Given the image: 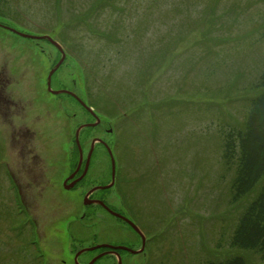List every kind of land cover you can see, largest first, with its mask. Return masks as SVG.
Here are the masks:
<instances>
[{
	"label": "rangeland",
	"instance_id": "1",
	"mask_svg": "<svg viewBox=\"0 0 264 264\" xmlns=\"http://www.w3.org/2000/svg\"><path fill=\"white\" fill-rule=\"evenodd\" d=\"M109 4L101 10L98 0H0L2 26L62 46L66 60L52 74L51 89L74 95L47 90V76L62 58L51 41L0 27V97L16 94L29 116H50L44 121L50 136L57 138L61 127L64 133L44 162L36 142L41 135H34L40 126L29 129L28 144L37 151L29 155L15 139L28 130L4 131L0 117V264H119V257L121 264H202L228 250L239 212L230 207L233 172L222 159L223 138L247 110L238 96L264 71V0ZM73 61L87 76L88 95ZM110 128L123 206L112 190L100 194L148 238L146 252L97 258L85 251L75 261L81 249L109 244L135 250L142 244L115 213L91 211L82 220V189L58 190L91 140L110 142ZM96 146L83 187L109 180L106 150ZM44 170L56 172L41 189L49 184ZM23 172L40 175L25 189L34 202L28 212L19 211L11 189L13 176L22 182Z\"/></svg>",
	"mask_w": 264,
	"mask_h": 264
},
{
	"label": "trees",
	"instance_id": "2",
	"mask_svg": "<svg viewBox=\"0 0 264 264\" xmlns=\"http://www.w3.org/2000/svg\"><path fill=\"white\" fill-rule=\"evenodd\" d=\"M98 1L101 10L111 2ZM56 19L57 25L63 27L59 14ZM70 66L81 76L78 62L73 61ZM242 96L247 107L244 118L227 128L222 145L225 168L233 172L230 207L238 210L239 215L228 250L217 253V245L213 248L217 255L202 260V264H264V71L238 97ZM19 211H23L21 205ZM86 214L84 219L91 215ZM251 254L257 259L249 257Z\"/></svg>",
	"mask_w": 264,
	"mask_h": 264
},
{
	"label": "flooded vegetation",
	"instance_id": "3",
	"mask_svg": "<svg viewBox=\"0 0 264 264\" xmlns=\"http://www.w3.org/2000/svg\"><path fill=\"white\" fill-rule=\"evenodd\" d=\"M10 76H15V75L10 74ZM7 81H9V80L7 79ZM7 94L8 93H5L2 98L0 97V100H2L1 101L2 105H1V109H0V117H1L2 127L5 128L4 131H8L9 127L13 131H18L20 129L21 130H28L27 132H24V133H21V134H15V137H16L15 139L17 141H23L24 142L23 151L25 150V152H24L25 154L32 155L31 154L32 152H37V151L30 149V145L28 144L29 140H27V139H29L28 138L29 129L32 126H34L35 123H37L40 126V128H39V130H36L34 135H37V133L39 131V134L41 135L40 136L41 140H38L36 142H39L43 146V148L41 147V149L38 150V154L40 153L41 155H43L42 156V161L47 162V160H48L47 157L49 156V149L51 147V144L53 145V143H55L58 139H60V137H62L64 135L62 127H61V130L59 131V134H58L57 138L55 136H50L48 134L47 129H45L46 127H45V123H44L45 120H47V121L50 120V116L47 113H44L42 115L41 114H35L33 116H29V114L25 111L26 107L24 106V101L20 97H18L16 94H15V96L13 94L7 96ZM66 95H69V94H66ZM69 96H71V95H69ZM71 97H73V96H71ZM83 101L85 103H87L86 100H83ZM94 112L96 114V109L95 108H94ZM88 114H90L96 120V118L90 112ZM35 126H36V124H35ZM44 129H45V131H44ZM110 130H112V129L110 128ZM80 131H79V134H80ZM109 133H112V131H109ZM31 140L33 142H35L33 137H32ZM92 142H94L93 143V150H92V153H91V156H90V159H89L88 169L85 171L86 159H87V156H88V153H89V150H90V147H91L90 145H91ZM74 143H75V148L77 149V154H78L79 150H78V146H77V144L75 142V139H74ZM96 144L102 145L105 148V150H106V154H107V157L109 159V164H110L109 180H108V182L107 181L89 182V184L86 187H83V185L85 184L86 178H87V176L89 174V169H90V166L92 164L94 151H95V148L97 147ZM79 145L81 146L80 143H79ZM113 145H114V142L112 141V139H110V142H108L105 139L99 140V141L98 140H91V142L89 143V146H88V150H85V151L81 150L82 151L81 162H80V156L77 155L78 159H77V164H76L75 169L73 171H71L69 174H67L64 177V180L60 184H58V190L62 189L64 191H77V190L82 189L80 191H77V192H79L82 195L81 196V201H80V208H81L82 211H84V213L81 215V219L82 220H84L83 217L85 216V214L87 212L90 213L91 211L94 212L96 210H103V211L107 212L108 214H110L113 217L115 216V215H113L114 213L118 214L117 212H115L108 205V203L106 201V200H108V198L105 197V193H104V195L100 194L102 191L103 192L104 191L108 192V191L112 190V192H114L115 196L118 198L119 207L123 206V200L121 199V196H120V193L121 194L123 193L122 192V186L120 185L119 182H117L116 178H114V181L112 183L111 162H110V157H109V154H108V151H107V148H106V147H109V148L111 147L112 148ZM38 154H37V157H39ZM59 154H60V152H59ZM48 172L52 173V174L47 179ZM55 172H56V170H52V171L44 170V176L46 175V180L49 181V184H46L44 182V184H45L44 185L43 183H41L40 184V188L41 189H43L44 187H48L50 185L51 177L55 174ZM27 174H29V172H23L21 174V176L19 177L22 182L26 181V185L23 184L22 182H20L19 180H17V177L13 176V185L11 187V189L13 190V192L15 193V195L18 198L19 204L21 205L22 209L25 212H28L29 210H32L34 208V202L32 201L30 195H28L25 192V189H31L33 187L32 181H31L32 177H34L33 178V183H35L36 181L39 182V180H40V175L39 174H36V173L33 174V175H27ZM46 185H48V186H46ZM107 185H110V186H108L106 188H102V187H105ZM112 192H109L108 194H111ZM41 199H43L42 196H41ZM124 199H126V198H124ZM120 215L123 216L124 214L120 213ZM125 216L127 218H129L127 215H125ZM119 219L122 220L121 218H119ZM135 233L137 234V232H135ZM137 235H139V234H137ZM139 237H140V235H139ZM147 243H148V240H147V238L145 236L144 249H143V251H140L138 253H143L144 250H146ZM106 245H109V244H106ZM110 246H115V245H110ZM140 248L139 249H135L133 251H138V250H140ZM81 250H83V249H81ZM86 251H89V250H86ZM123 251L131 253L130 251H127V250H115L113 248L105 246L103 248L94 250L95 254L93 255V257L97 256V258H98V257H102V256H105V255L106 256H116L117 254L119 255Z\"/></svg>",
	"mask_w": 264,
	"mask_h": 264
},
{
	"label": "water",
	"instance_id": "4",
	"mask_svg": "<svg viewBox=\"0 0 264 264\" xmlns=\"http://www.w3.org/2000/svg\"><path fill=\"white\" fill-rule=\"evenodd\" d=\"M0 26H1V27H4V26H2L1 24H0ZM4 28H6L7 30H10V31H12V32H14V33H16V34H18V35H21V36L27 37V38H33V39H35V38H36V39H47V40L51 41V43H52V44H53V45H54L59 51H62L61 46L59 45V43L53 41V40H52L50 37H48V36H46V37H39V36H32V35H24V34H21V33L17 32L16 30H13V29H10V28H7V27H4ZM64 57H65V55H64V53L62 52V58H60V60L57 62V64L54 66V68L50 70V72H49V74H48V76H47V81H46L47 90H48L49 92L53 93V94L65 93V94L73 95L71 92L66 91V90L52 91V89H51V77H52V74H53V73L58 69V67L61 65V63H62ZM73 96H74V95H73ZM85 126H86V125H83V126L79 127L78 130H77V132H76V143H77V145L79 144V142H78V137H77V136H78V132H79V130H80L82 127H85ZM92 145H93V144H92ZM92 148H93V146L91 147V149H90V151H89V153H88L87 159H86L85 171L88 169V163H89V159H90V156H91V153H92ZM107 150H108V152H109V156H110V160H111V173H112V183H113V181H114V175H115V162H114V159H113V156H112V154H111L110 149L107 148ZM81 159H82V154L80 153V162H81ZM77 169H78V168H77ZM77 169H76V170H77ZM69 178H70V177H69ZM112 183H111V184H112ZM111 184H110V185H111ZM110 185H108V186H110ZM108 186H105V187H102V188H106V187H108ZM115 215H116L117 217L123 219L124 221H126L130 226H132V227L134 228L135 232H137V234L140 235V237H141V241H142V244H141V248H140V250H138V251H133V250H130V249H128V248H126V247H122V246L98 245V246H95V247H92V248H89V249H83V250H81L80 252H78V253L75 255V258H74L75 261L77 260V257L79 256V254H80L81 252H84V251H86V250L94 251V250H96V249H100V248H103V247H105V246L110 247V248H113V249H115V250H127V251H130V252L133 253V254H136V253H138V252H140V251H143L144 246H145V236L141 233V231H140L136 226H134V225H133L131 222H129L127 219L123 218V217L120 216V215H117V214H115ZM116 256L119 257L118 254H117ZM94 261H95V259H94L91 263H89V264H92ZM119 264H121L120 257H119Z\"/></svg>",
	"mask_w": 264,
	"mask_h": 264
}]
</instances>
